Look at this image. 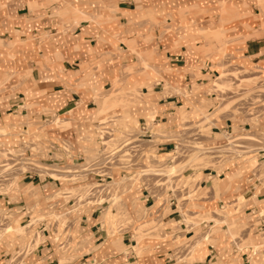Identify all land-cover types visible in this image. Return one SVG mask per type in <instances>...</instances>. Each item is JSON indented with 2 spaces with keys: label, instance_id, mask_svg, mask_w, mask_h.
<instances>
[{
  "label": "crops",
  "instance_id": "obj_1",
  "mask_svg": "<svg viewBox=\"0 0 264 264\" xmlns=\"http://www.w3.org/2000/svg\"><path fill=\"white\" fill-rule=\"evenodd\" d=\"M223 65L264 72V1L0 0V159L22 151L74 166L104 130L140 123L175 133L198 122L204 143L221 145L241 130L203 93ZM204 96L212 102L200 111ZM253 129L264 133V118ZM170 148L157 141L154 154ZM243 157L193 180L198 197H152L133 181L107 205H74L62 195L71 182L20 174L0 193L12 228L0 239V264H264V239L246 233L237 247L225 234L236 219L252 228L264 212V194L247 181L256 157ZM218 209L226 232L192 242L182 215Z\"/></svg>",
  "mask_w": 264,
  "mask_h": 264
},
{
  "label": "rangeland",
  "instance_id": "obj_2",
  "mask_svg": "<svg viewBox=\"0 0 264 264\" xmlns=\"http://www.w3.org/2000/svg\"><path fill=\"white\" fill-rule=\"evenodd\" d=\"M260 1H264V0H260ZM245 69H247V68L243 67V68L237 69V67H235V66L226 67V65H223L221 73L219 74V77L216 78L215 80H213V86L215 88H221V89L227 88V89H231L233 91L237 87H244L248 90V89L253 88L255 86H259V88L261 90H264V87H262L264 85V82L260 81L262 79L259 78V77H264V72L258 73V72L247 71ZM254 69H255V67L253 68V70ZM229 75L236 78L238 80L239 84H236L235 82L232 83L231 78H229ZM260 75H262V76H260ZM208 91H212V87H211L210 83L208 84V86L207 85L205 86L204 92H203L204 95ZM110 92L116 93L120 98L121 97H125V98L131 97L132 100L135 99V95L133 93L124 94L123 92L112 91V89H111V90H109V92H107V95ZM202 98H203L202 101H203L204 105L202 108L199 109L200 111H203L204 108L209 106L212 102V100L209 98V96H204ZM121 101H119L118 105H120L122 103ZM116 106L112 107L111 109H114ZM107 109H109V108H107ZM107 109H103L100 112L102 113ZM186 114L187 113L182 112L183 118H185L184 116ZM182 125H183V127L184 126H195V128L199 131V134H202V135L206 134L205 128L203 126H202L203 128L200 127L201 124L199 125L198 123H191V124L185 123ZM115 129L116 128H113V130L111 129V132L114 133V136H118V137H116L117 140L121 139V137L124 134H126L127 131H131V130H129L130 128H125V127L121 128V129H117V130H115ZM232 129L234 130V129H239V128H232ZM253 130L254 129L242 131V132H238V133L229 135L227 138L228 143L225 145L219 146V147L205 148L206 147L205 144L201 145L199 141L193 140L192 144L194 145L195 148L189 149V150H187L185 148V145L191 144V142L184 138L185 137L184 131H178L175 133H171V132H162L161 130H157L158 133H163L164 136L166 137V139L171 140L173 138H177L178 140H180V143L182 144V146L178 147L177 149H174L173 152L170 151L169 153L166 154V155L170 156L171 158L162 157V158L157 159L160 162L164 161L162 164H160V167L158 165L150 164L149 170L144 172V173L156 172L154 170L159 167V172L161 174L159 177L142 175L140 178V183H142V185L147 189V191L149 193L153 194L154 196H156L159 193L165 192L168 195H171L172 197H176L177 195H179V196L182 195L181 197H183V196H185L186 193H188V194H186L187 198L198 197V195H201L202 192L200 193L198 190H197V192L193 191V187H194L193 180L201 179V178L206 179L207 174L205 172H207L209 169L218 168L219 166H221L223 161L225 159H227L228 157H235L237 155H240L239 157H241V156H243V154H247V153L252 151L251 152L252 154L249 153L247 155H244L246 157H243V158H247L248 156L255 155L258 164L255 167V169L252 170L251 173L247 176V179H248L247 181L253 188L256 187V189L259 190L260 194H264V133L252 132ZM105 137H107V135ZM246 137H248V138L252 137V139L250 140V139H247ZM232 139H235V140L231 141ZM106 143H107L106 145H108V142H106ZM197 151H199V152H197ZM8 152L12 155V158H13V156H15V157L11 161L5 160V161H0V163L6 162V163H8L7 166L15 163V165L12 166V168L17 167L18 169H20V168L25 169V170L30 169L29 166L27 168L21 164H20V168H19V163L20 162H26V160L20 161L19 156H16V153L10 152V151H8ZM88 155L86 156V154H85V162L87 160L93 159L92 156L90 157ZM170 159H171V161H170ZM16 161H19V162L17 163ZM44 166H49V164H45ZM64 168L71 170L74 168V166H65ZM31 169H33V167ZM54 169H55V171L58 170L56 168H54ZM39 172L41 173V177H42V175H44V172H41V171H39ZM129 174H131V176H132V178H131L132 181H130V183H129V185H130L134 181V178L136 175L134 173H128V174L123 173V175H121V173L113 172V174L109 175L111 179L110 178L108 179L109 182H106L107 181L106 180L103 183V185H105V184L107 185L106 188L109 189L110 197H109V199L104 200L103 203L105 202V203L114 204V202L120 200L119 199L120 192L127 189L128 187H125V185H121V187L119 188V185H117V184L115 185L113 183L112 178L115 176L114 177L115 179L116 178L117 179H126L124 177V175L130 176ZM201 174H204V175H201ZM65 176H67V175H65ZM14 177H15V174H13V176L11 177V179L8 182H6L4 185L0 186V188H1L0 193L5 192V190L10 186L11 180ZM53 177H54V175H53ZM77 177H79V179H76V180H80L84 176L80 175ZM155 178H157L159 180L155 181ZM70 181H75V180H72V178H71ZM188 181H190V182L188 183ZM138 182L134 181V183L137 186L139 185ZM83 184H85V183H73V184H71V187H73V189L65 190L64 192H62L63 193L62 194L63 200L66 201V200L74 198V202H75L74 205H78L80 202H78L76 198L84 197L86 195L87 190L90 187L87 185L83 186ZM157 184H160L159 188L156 187ZM184 185L186 186V190L182 192L181 188ZM117 186H118V188H117ZM176 191H178V192H176ZM97 201H101L100 203H102L101 199H97ZM0 209H1L0 210V239H1V238L5 237V234L8 233L12 228L10 227V224H9L11 215H9L6 211H3L2 210L3 207H0ZM238 211H240V210H238ZM224 213H225V211L222 209H218V210L214 211L213 213H206V214L194 215V216L189 215L188 213H185L182 215V221L181 222L185 224L186 228L188 225L189 226L188 228L193 230L194 236L192 239H194V240L192 242H194L195 240L203 241L202 238L203 239L205 238V240L209 241L210 243H213V238L216 234H218V232H219V234H223L222 228H225L224 233L227 230V224L224 221ZM121 219H123V216L120 215L119 218L117 219V221L119 222ZM256 220H257L256 224H258L260 221V218H258ZM201 221L202 222L211 221L210 223L212 225L211 226L207 225V227H206L207 230H203L202 228H200V225H199V222H201ZM236 222L240 223V225H238L236 227V232L234 234H231V233L229 234L228 233L229 231H228L225 234L228 238H231V237L233 238V242H235L234 244L237 245V247H240L241 245L245 244V239L243 237V234H246V233L247 234L253 233L252 235H256L259 239H261V240L264 239V232H261L255 226H252V228H251L250 226H248L246 224L247 222L245 223V221L243 219H241V220L236 219ZM236 240H237V242H236ZM231 242H232V240H231ZM186 245H187L186 241H184V240L181 241L180 245L174 249V250H176L174 256H176L177 253L179 251H181L182 248H185Z\"/></svg>",
  "mask_w": 264,
  "mask_h": 264
},
{
  "label": "built area",
  "instance_id": "obj_3",
  "mask_svg": "<svg viewBox=\"0 0 264 264\" xmlns=\"http://www.w3.org/2000/svg\"><path fill=\"white\" fill-rule=\"evenodd\" d=\"M215 78L213 80H215ZM229 78H231L232 83L235 82L236 84H239L238 80L233 76L229 75ZM259 78L262 79L260 81L264 82V77ZM210 85L212 87V91H208L206 94L214 97L216 106L223 109L222 114H224L226 118L230 120L232 119L231 121H236L239 125H241V130H239L238 132L253 129V126L256 124V122L264 118V90H261L259 86H255L248 90L244 87H237L233 91L227 88H215L213 86V81ZM262 87H264V85ZM179 131H184V138L191 142V144L185 145V148L187 150L195 148L192 144L193 140L199 141L201 145L205 144V148L219 147L228 143L227 138L229 135L235 134L228 133L226 134V139L224 140L223 144L210 146L204 143L205 140L203 139V135L199 134V131L195 128V126H182ZM106 135L107 137H105ZM116 137L118 136H114V133L111 132V130H105L104 132H102L101 139L99 140L96 148L88 155L90 157L92 156L93 159L87 160L86 162L85 160H83L81 161V163H77L76 165H74V168L71 170L64 168L65 166L69 165H61L59 167H56L55 165L50 163L34 160L35 158L24 155L22 151L15 152L16 156H19L20 161L26 160V162L19 163V168L21 164L27 168L29 166L30 169L25 170L21 168L18 169L17 167L12 168L15 163L9 166H7L8 163L6 162L0 163V186L8 182L13 174H15V177L11 180V182L18 175L23 173L30 174L41 179H44L47 176L53 177L54 175V177H58L63 181H69L71 182V184L80 183V180L86 178L85 181H87V179H90V181L81 183H85L83 184V186L87 185L90 187L84 197L76 198L77 201L80 202L78 205H107L111 203H103V201L109 199L110 194L109 189L106 188L107 185H103V183L106 180V182H109V175L113 174V172L121 173V175H123V173H135L136 175L134 181H139L138 187L142 193L152 197H157L158 195L162 194L167 200H170V197L172 196L168 195L165 192L159 193L156 196L149 193L147 189L142 185V183H140V178L142 175L159 177L161 175L159 172V167L160 164H162L164 161L160 162L157 159L162 157L167 158V153H169L170 151L173 152L174 149L181 147L182 144L180 143V140H178L177 138H173L171 140L166 139L164 134L158 133L151 123H140L134 130L127 131L126 134L121 137V139L117 140ZM103 141L105 143H103ZM157 141H162L164 143L170 142V151H168L165 156L159 157L154 154V149ZM106 142H108V145H106ZM32 152L36 153L33 150ZM60 152L61 154H65L69 151L67 148L61 147ZM44 154L47 156L50 155L49 147H47L46 149L44 148ZM247 154H243V156ZM239 156L240 155H237L235 157ZM14 157L15 156H13V158ZM13 158L12 155L7 152L6 155H4V157L0 159V161H11ZM16 162L18 163L19 161ZM45 164H49V166H44ZM150 164L158 165L159 167L154 170L156 172L144 173L145 171L149 170ZM32 167L33 169H31ZM54 168L58 170L55 171ZM39 171L44 172V175H42V177ZM80 175H83L84 177H82L80 180H76L79 179V177L77 176ZM71 178L75 181H70ZM158 180L159 179L155 178V181ZM156 187L159 188L160 184H157ZM97 199H101L102 203H100L101 201H97ZM69 201H71V203H75L74 198L69 199ZM256 215L257 219L260 218V221L254 226L261 232H264V212H260Z\"/></svg>",
  "mask_w": 264,
  "mask_h": 264
},
{
  "label": "bare ground",
  "instance_id": "obj_4",
  "mask_svg": "<svg viewBox=\"0 0 264 264\" xmlns=\"http://www.w3.org/2000/svg\"><path fill=\"white\" fill-rule=\"evenodd\" d=\"M247 136V135H246ZM247 139H252V137H246ZM116 139V138H115ZM236 139V138H235ZM235 139H232L231 141H233V140H235ZM103 143H105L104 141H103ZM205 149V148H204ZM197 152H199V151H197ZM167 158H171L170 156H168ZM170 161H171V159H170ZM135 174V173H134ZM130 176H127V175H124V177L126 178V179H115L114 177L112 178L113 179V183L116 185H119V188L121 187V185H125V187H128V185H129V183H130V181H132V176H131V174H129ZM123 177V176H122ZM123 177V178H124ZM117 188H118V186H117ZM1 189V188H0Z\"/></svg>",
  "mask_w": 264,
  "mask_h": 264
}]
</instances>
